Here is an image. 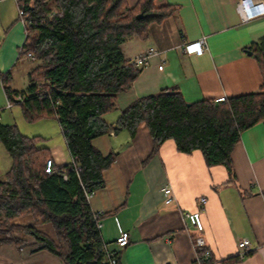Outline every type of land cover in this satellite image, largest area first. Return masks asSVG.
Returning <instances> with one entry per match:
<instances>
[{
  "label": "crops",
  "instance_id": "crops-1",
  "mask_svg": "<svg viewBox=\"0 0 264 264\" xmlns=\"http://www.w3.org/2000/svg\"><path fill=\"white\" fill-rule=\"evenodd\" d=\"M138 1L127 0L130 7ZM239 1L155 0L156 7H175V12L160 23H152L147 39L127 38L122 50L131 61L151 47L161 54L141 69L128 90L117 95L115 110L104 116L106 122L115 124L121 112L138 98L164 88H178L190 104L259 92L263 75L254 53L249 55L248 51L264 39V0H255L262 14L249 21L241 19ZM26 27L20 20L17 0H0L3 89L5 75L7 86L14 91H26L31 85L29 73L35 61L21 53ZM203 36L207 37L206 52L185 50L183 43ZM162 60L165 63L160 70ZM17 72L28 77L26 90L15 87ZM4 98L2 110L9 109L10 100L6 94ZM93 144L103 155H114V162L104 171V185L96 191L90 207L106 212L100 235L111 250L119 252L120 264H194L193 241L198 236L211 251L212 264H264L263 122L241 134L232 153L233 174L223 165H207L199 150L179 151L173 140L153 153V139L145 123L133 136L123 129L96 138ZM48 151L57 164H66L56 161V146ZM166 186L172 187L173 202H166ZM202 198L207 203L201 216L204 230L199 232L185 220V214L202 208ZM13 223L30 226L34 220L25 216ZM37 229L56 240L51 224ZM121 230L130 233V242L122 249L116 244ZM3 231L0 229V264H64L54 253L34 246L30 235L15 230V236L26 243L23 246L10 241ZM242 238L249 239L253 249L238 259Z\"/></svg>",
  "mask_w": 264,
  "mask_h": 264
},
{
  "label": "trees",
  "instance_id": "trees-1",
  "mask_svg": "<svg viewBox=\"0 0 264 264\" xmlns=\"http://www.w3.org/2000/svg\"><path fill=\"white\" fill-rule=\"evenodd\" d=\"M154 2L139 0L130 7L127 0H17L31 18L21 53H33L42 63L29 73L31 85L23 92L9 88L5 75V94L21 105L27 121H58L81 171L66 163L67 179L47 174L48 149L36 146L37 137H27L16 126L0 122V142L12 158L9 171L0 177V229L10 241L26 245L15 236V230H20L34 238V246L54 253L64 264H106L84 187L92 191L103 187L104 171L114 155H103L93 140L123 129L133 136L145 123L153 153L173 140L179 151L199 150L207 165H223L233 174L232 153L241 134L264 123V39L251 48L263 75L259 92L189 106L178 88H164L138 98L115 124L106 122L104 116L115 110L117 95L128 90L141 73L126 58L123 43L130 37L147 39L149 26L176 10L158 8ZM18 96L23 100L18 101ZM25 216H31L34 224L13 223ZM43 224L53 226L56 240L37 229Z\"/></svg>",
  "mask_w": 264,
  "mask_h": 264
},
{
  "label": "built area",
  "instance_id": "built-area-1",
  "mask_svg": "<svg viewBox=\"0 0 264 264\" xmlns=\"http://www.w3.org/2000/svg\"><path fill=\"white\" fill-rule=\"evenodd\" d=\"M237 10L240 14V17L243 21H249L253 18H256L262 14V10L259 4L255 0H240L237 5ZM19 16L21 22L27 26L31 22V18L27 17L23 11L19 8ZM185 50L188 52H196V53H204L207 51V37L203 36L197 41L192 43L185 42L183 43ZM161 52L157 51L155 48H149L143 54L138 55L132 59V63L139 69H144L151 64L152 59L159 56ZM31 61H36V57L33 53H28L25 55ZM165 61L162 60V64L159 66V69H163V64ZM18 101H22L23 97L18 96ZM226 100L225 97L219 98L216 102H224ZM12 102L8 103V108L12 107ZM2 109H0L1 111ZM70 163L75 171L79 173L81 171V166L78 162V157H74L70 155ZM65 164H57L52 158L48 159L45 166V172L47 174H62L65 179H67V174L63 172V166ZM165 199L167 203L173 202L175 197L173 195V190L171 186H166L163 189ZM96 191L89 190L88 188L84 187V194L86 197L87 202L90 204L91 199L95 195ZM202 208L195 212L186 213L185 220L188 221L189 225L197 229L199 232H203L204 224L202 221V209L204 208L205 204L207 203L206 198H202L200 200ZM92 210V209H91ZM92 215L97 222V229L101 230L102 227V219L106 215V212L101 211H93ZM130 242V233L124 230H121L119 237L116 240V244L120 249L125 248ZM193 246L195 248V258L194 264H212V253L209 249L205 246V240L203 237L198 236L193 241ZM252 244L249 239L242 238L238 241V259H244L249 253L252 252ZM105 255L104 262L106 264H117V251H113L109 248L108 244L104 241L102 242V249Z\"/></svg>",
  "mask_w": 264,
  "mask_h": 264
},
{
  "label": "rangeland",
  "instance_id": "rangeland-1",
  "mask_svg": "<svg viewBox=\"0 0 264 264\" xmlns=\"http://www.w3.org/2000/svg\"><path fill=\"white\" fill-rule=\"evenodd\" d=\"M41 63V59H38L33 64L36 67ZM15 87L19 90H26L28 87V77L23 75V73L17 72ZM4 96L5 92L0 84V106L1 104L6 105ZM12 103V108L1 110L0 121L2 124L16 126L21 134L27 137H37L36 146L39 148L50 149L52 146H56L58 156L55 157L56 161L68 163L70 155L60 128H58L57 120L55 118H43L35 122H29L23 115L21 105L18 102ZM11 165L12 158L0 142V175H3L6 170L8 172Z\"/></svg>",
  "mask_w": 264,
  "mask_h": 264
},
{
  "label": "water",
  "instance_id": "water-1",
  "mask_svg": "<svg viewBox=\"0 0 264 264\" xmlns=\"http://www.w3.org/2000/svg\"><path fill=\"white\" fill-rule=\"evenodd\" d=\"M142 17H143L142 14H139V15L137 16L138 19H141ZM252 53H253L252 51H248V54H249V55H251ZM188 105L190 106L191 104L188 103Z\"/></svg>",
  "mask_w": 264,
  "mask_h": 264
}]
</instances>
